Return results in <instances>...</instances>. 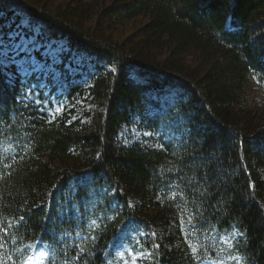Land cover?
Returning <instances> with one entry per match:
<instances>
[{
  "label": "trees",
  "instance_id": "1",
  "mask_svg": "<svg viewBox=\"0 0 264 264\" xmlns=\"http://www.w3.org/2000/svg\"><path fill=\"white\" fill-rule=\"evenodd\" d=\"M24 19L66 42L61 68L90 57L91 85L67 93L92 109L50 121L0 65V264L30 245L29 264H134L143 234L172 222L196 251L179 231L148 264H264V0H0V30ZM148 105L180 139L122 136L147 125Z\"/></svg>",
  "mask_w": 264,
  "mask_h": 264
},
{
  "label": "rangeland",
  "instance_id": "2",
  "mask_svg": "<svg viewBox=\"0 0 264 264\" xmlns=\"http://www.w3.org/2000/svg\"><path fill=\"white\" fill-rule=\"evenodd\" d=\"M140 23L141 19H138L126 26L119 27V29L114 31L113 37L116 39H122L126 37L131 32L136 30ZM8 26H10V30L8 32L0 30V63L2 65L7 67L15 65L23 74L28 72L39 73V75H43L48 79L52 76H54L55 79L60 77L61 81H59L61 83L73 82L75 79L74 75L77 73H83V78L81 81H83L84 84L89 83L90 69H82V67L85 65H89L91 68V59L89 57L85 56L84 54L76 55L71 58L72 64H70L69 61L65 68L61 70L58 67V64L62 62L60 55L67 49L66 43L64 41L42 44L39 39L41 32L38 28H34L30 31L27 30V19H24L16 26ZM40 50L42 53L39 56L38 51ZM44 57H47L52 62L47 64L44 61H41L44 59ZM74 64H76V66H74ZM62 71L64 72L63 76H61ZM67 71L70 75V79L66 77ZM10 75H12V73ZM255 86L256 84L253 83V86L251 85L250 87V91L254 96H257L258 91ZM41 87L45 88L47 95H51L53 93L52 95L57 96L60 95L62 91V87H59L56 91L52 90L51 85L43 84ZM77 104L78 101L76 98H74L71 101L60 104L57 107L55 113L58 114L63 110L77 107ZM81 106L84 109L85 114H88L90 109H92V105L90 103L84 104V102H81ZM148 108L152 109V111L149 109H144V115L149 117L147 125L143 128H140L139 124L142 121V118H137L138 125L136 129L132 131L124 129L122 131V136L124 138L129 139L131 136H135L137 141L143 142L145 146H149L150 148H162L166 142L181 138L182 133L179 121L172 120L166 115L164 111H158L154 105H148ZM155 114L157 115L154 116ZM176 228V223L174 222H172V224L167 227L162 223L154 224L149 234H146L145 240L148 241V244L155 243V246L159 245L158 248L161 247V243H163V247L171 248L174 244L170 240L177 238L179 231L180 240L182 242L186 241L190 233L188 227L182 224V222L178 224L179 231ZM147 243L144 245L147 246ZM176 243L178 244V241H176ZM30 250L32 251L31 248ZM142 255L143 254L141 253L138 256H135L137 259V264H148L147 258H143ZM140 259L141 261H138Z\"/></svg>",
  "mask_w": 264,
  "mask_h": 264
},
{
  "label": "snow or ice",
  "instance_id": "3",
  "mask_svg": "<svg viewBox=\"0 0 264 264\" xmlns=\"http://www.w3.org/2000/svg\"><path fill=\"white\" fill-rule=\"evenodd\" d=\"M21 219H23V218H21ZM156 247H159V245H156ZM196 251V249L195 248H193V252H195Z\"/></svg>",
  "mask_w": 264,
  "mask_h": 264
}]
</instances>
